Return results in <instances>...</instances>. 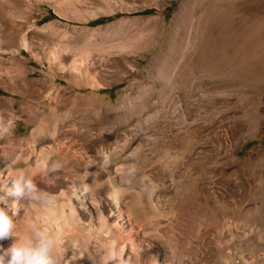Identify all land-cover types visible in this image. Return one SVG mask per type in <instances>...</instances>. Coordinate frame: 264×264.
Here are the masks:
<instances>
[{
    "label": "rangeland",
    "instance_id": "obj_1",
    "mask_svg": "<svg viewBox=\"0 0 264 264\" xmlns=\"http://www.w3.org/2000/svg\"><path fill=\"white\" fill-rule=\"evenodd\" d=\"M24 7L0 35V164L53 218L9 198L17 226L57 235L58 264H264V0ZM70 177L103 228L70 220Z\"/></svg>",
    "mask_w": 264,
    "mask_h": 264
},
{
    "label": "bare ground",
    "instance_id": "obj_2",
    "mask_svg": "<svg viewBox=\"0 0 264 264\" xmlns=\"http://www.w3.org/2000/svg\"><path fill=\"white\" fill-rule=\"evenodd\" d=\"M37 1H40V0H37ZM49 1H51V0H49ZM54 1H57V3H59L60 1L63 2V1H67V0H60V1L54 0ZM30 2H31V0H0V35L2 33H9L15 29L17 31L22 29L21 25H18L15 21H23L24 22L29 18V15L27 14V10L24 7V5L29 4ZM24 42H26V41H24ZM35 120H38V117ZM49 120H50V118L44 117L40 121V123L37 127H42ZM6 141L8 143V140H6ZM59 147L60 148L57 149L58 155H60L61 153H63V154L60 155L61 157L58 160V162H57V160H54V161H56L55 163L53 162L54 168L56 167L57 170L60 169L61 171L63 170V172H64V168H67L68 166L73 167V166H76L77 164L80 163L79 156H74V153L71 152V150H70L71 146H66V144L62 143ZM8 170H9L8 166H6L4 164H0V176H2V177L6 176L5 180L3 179L4 182L1 184L0 190H3L4 188L8 187L10 185V182L12 181V180H7ZM41 171L43 172V169ZM29 178L31 179L33 177L30 176ZM39 178L43 179L44 175L39 176ZM70 179H71L69 182V184H70L69 190H71L70 198H72L74 200V201L70 200L71 201L70 202V209L73 212V215L70 217V220L72 222L81 221V219H82L81 215H82L83 210L88 208V206H89V207H91V209L93 211L91 216L89 215V217H88V221L90 222L89 225H92V226L98 225L99 229L103 228V226H105L107 223L106 222L107 221V215L104 212L103 207L101 208L100 200L93 198V196L91 197V195L89 194L90 192L89 193L87 192L88 188L86 187V185L83 186L81 183L82 186L80 187L76 182L77 180L75 181V177H70ZM23 198H25V197H23ZM114 198L115 199H113L112 205L114 206L115 210L118 212V215H120V202L118 200L119 195L117 192L114 193ZM8 200H9V198H8ZM22 202H23V200H22ZM26 202H27V206H29V209H30V210L28 209L29 212L31 213L30 217L33 216L32 219L37 220L39 214H46L45 216H47V218L49 220L53 218L51 216L52 207L50 205L45 206L43 203L37 201L36 199H32V198H28V200H26ZM95 230H98V228ZM103 230L104 229H102V231ZM132 243H134V242H132Z\"/></svg>",
    "mask_w": 264,
    "mask_h": 264
},
{
    "label": "clouds",
    "instance_id": "obj_3",
    "mask_svg": "<svg viewBox=\"0 0 264 264\" xmlns=\"http://www.w3.org/2000/svg\"><path fill=\"white\" fill-rule=\"evenodd\" d=\"M35 186L31 179L20 175L10 185L0 190V242L13 238L7 247L0 244V264H58L57 235L39 227L35 222L21 230L11 209L8 198H35Z\"/></svg>",
    "mask_w": 264,
    "mask_h": 264
},
{
    "label": "trees",
    "instance_id": "obj_4",
    "mask_svg": "<svg viewBox=\"0 0 264 264\" xmlns=\"http://www.w3.org/2000/svg\"><path fill=\"white\" fill-rule=\"evenodd\" d=\"M143 12H148L147 10L146 11H143ZM106 18H101V19H98V20H95L94 22L97 23V22H102L103 20H105Z\"/></svg>",
    "mask_w": 264,
    "mask_h": 264
}]
</instances>
